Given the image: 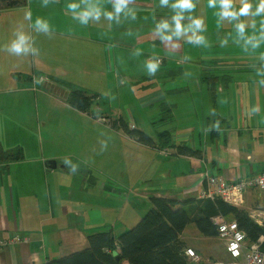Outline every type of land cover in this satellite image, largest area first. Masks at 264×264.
Returning a JSON list of instances; mask_svg holds the SVG:
<instances>
[{
    "label": "crops",
    "instance_id": "0c3cea01",
    "mask_svg": "<svg viewBox=\"0 0 264 264\" xmlns=\"http://www.w3.org/2000/svg\"><path fill=\"white\" fill-rule=\"evenodd\" d=\"M58 1L61 7H54V11L49 7L43 8L40 2L29 0L28 3L27 0H20L17 6H5L10 9L20 6L26 8L31 7L33 2L35 21L37 18L43 20V10L50 11L45 20L51 35L47 39L36 36L38 53L33 55L42 57V42L44 56V49L47 47L49 52L55 50L54 58L67 60L75 66L83 65L94 80V89L100 78L103 84L108 80L111 90L127 86L136 78L150 79L144 81L145 85L135 87L140 90L138 94L156 90L150 92V102L142 104L141 111L157 102L172 105L166 102L167 97L169 94H177L182 99L172 105L173 120L166 123L171 143L182 144L201 152L200 158L175 156V149L148 148L129 139L121 130H115L123 134L129 149L137 152L135 158L143 163L134 167V181L140 186L133 190V186L115 179V183L108 181L111 190L118 189L121 193L125 187L130 192L134 191L145 211L150 207L149 198L152 196L175 201L199 199L202 189L206 188V185L199 186V182L206 174L234 183L239 179L254 178L264 171V40L260 39L259 31L260 20L264 17H255L256 28L249 25L245 35L240 37L234 28L235 21L230 23L215 15L219 11L218 6L210 8L208 0H193L195 8L192 12L185 13L186 18L182 24L187 26L191 23L187 19L188 15L202 19L203 31L197 34L204 36V42H188L191 32L181 37L173 36L171 42H162L159 35L155 34L156 25L167 20L170 24L167 34L170 35L174 28L171 17L175 13L170 7H162L160 0H132L119 17L111 21L103 14L98 21L89 17L86 25L80 23L76 13L93 8L113 12L114 0ZM249 2L253 9L258 4V0ZM69 4H76L78 7L73 10L68 8ZM234 7L237 10L241 7L239 0H234ZM130 11L135 18L127 14ZM59 14L66 15L68 24L65 27L57 23ZM240 19L250 23L253 18ZM251 36L256 39L249 42ZM254 43L257 44L255 48ZM173 44L178 47H173ZM128 52L132 53L133 58L137 57L134 65L139 74L134 73V70L129 71L132 60L130 57L128 64L123 62L122 57L126 55L123 53ZM149 61L159 62L154 75L148 74ZM26 79L30 81L31 77L27 76ZM157 79L160 87L153 84ZM172 80L177 82L172 83ZM143 87L146 88L141 90ZM74 89L94 96L93 103L96 101L97 105L99 98L105 95L104 90L88 92L79 87ZM20 92L26 93L24 89ZM72 109L94 122L100 119L106 123L101 118H92ZM91 110L99 116L107 115L99 111V106L96 109L91 107ZM124 121L139 129L136 124L126 119ZM156 121L149 120L148 125L139 130L150 136L147 129H152V123ZM154 138L156 140V134ZM42 142L41 139L38 151L32 154H26L23 147L21 161L6 163L0 159V239L16 236L20 239L15 245L0 249V264H43L60 255L81 251L87 246V235L107 227H111L110 231H113V224H116V221L109 224V220L100 216L101 209H111V206L108 208L105 204L93 202L97 201L96 197L105 201L104 187L98 194L94 193V188H100L105 182L102 183L96 177L88 179L95 171L100 172L99 175L104 179L108 177L102 172L103 163L90 164L87 162L88 156H82L78 151L69 152L68 141L44 139L46 148H43ZM88 153L90 154V150ZM81 170L83 178L78 191L81 194L93 193L95 197L92 201H74V190L70 186L69 177L71 173ZM127 199L124 197L126 207ZM63 200L66 202L63 203ZM173 208L179 212L186 227L189 223L181 205L176 204ZM133 209L132 205L125 210V214H133ZM94 210V215L90 216L92 219L85 221L84 216ZM241 210L257 225L264 226V190L253 187L245 189ZM118 218H121V213ZM118 221L121 222L120 219ZM135 221L136 216L127 224L121 222L123 229L127 230ZM207 239L210 238L199 234L196 237L197 245L184 241L187 248L193 249L199 256V262L192 264H214L208 258L203 263L204 258L199 253L200 246H205L204 240ZM246 243L250 244L247 240ZM224 246L225 244L223 248ZM225 260L227 255L224 252L220 261Z\"/></svg>",
    "mask_w": 264,
    "mask_h": 264
},
{
    "label": "rangeland",
    "instance_id": "374dc122",
    "mask_svg": "<svg viewBox=\"0 0 264 264\" xmlns=\"http://www.w3.org/2000/svg\"><path fill=\"white\" fill-rule=\"evenodd\" d=\"M40 2L43 8L49 7L51 10H56L54 7H61L58 0H29ZM28 3V0H27ZM31 7L10 9L8 7L0 8V146L4 149L14 150L21 148L26 154H32L34 151H38L39 143L42 139L43 148H46L44 139H60L61 142L68 141V145L71 147L69 152H80L83 155L88 156L87 162L90 164L97 162L103 163L102 172L105 174V179L100 172L95 171L90 177L100 178L104 183L100 188L95 187L94 193L98 194L101 188L105 190V201L97 199L93 201L97 204H105L107 207L113 209H101L100 216L109 220V224H113V231L115 236H118L123 232L122 223L127 224L131 222L136 216V222L147 212L143 211V204L135 197V192L128 189L111 190L108 181L115 183V179H121V181L129 186H133V190L140 186L136 180L134 181L135 169L134 167L140 166L143 161L136 159L135 151H131L127 146L126 138L120 131H113L102 120L94 122L79 114L65 103L64 98L69 89L83 88L88 92H97V90H104V96H101L93 103V109L99 106V111L110 115L115 119L121 115L124 120L136 124L140 127L147 126L149 120L155 121L162 118L160 114V104L157 102L152 106L147 107L146 110L141 111V105L150 102V92L138 94L136 86L145 85L141 78L132 80L127 86H123L119 89H110L108 86V80L106 83H102L100 78L98 80V86L94 89L93 78L86 72L83 65H73L67 60L60 58H54L53 52L46 47L43 51L42 42L40 44V51L42 57H35L32 53L26 56H16L4 51L6 45H10L11 41L15 38L14 33L18 28L23 26V31L32 37V47L36 49V36L45 37L48 35L43 32H37L33 28L35 23L34 8ZM31 13V20L26 19V14ZM50 11L43 10V20ZM57 23L65 27L66 15L59 14ZM57 35L55 34V37ZM53 37V35H52ZM126 54V55H125ZM125 55V56H123ZM123 62L128 64V58L130 57L131 64H129V71L134 70V73L139 74L136 69L134 61H137V57H132V53H123ZM161 65V64H160ZM27 76L31 77V80L26 79ZM130 76V75H129ZM43 77L42 82H37L34 78ZM132 79V76L130 77ZM143 81V82H141ZM153 84L160 87L158 79L154 80ZM176 80H172V83H176ZM133 85V86H132ZM70 86V87H69ZM143 87L141 90L145 89ZM21 89H24L26 93H21ZM160 90V88H159ZM158 91V89H157ZM159 92V91H158ZM37 96V97H36ZM66 99V98H65ZM182 98L177 94H169L167 97V103L177 104L178 100ZM166 125H160L155 130L160 131L163 128L166 129ZM150 136L154 138V130L147 129ZM90 150V154L88 151ZM77 167V165L75 166ZM97 172V173H96ZM83 176L82 170L78 173H71L69 180L70 186L73 188L74 201L77 199L92 201L95 197L93 193L81 194L78 191L80 181ZM147 185V184H145ZM129 194V197H126ZM121 196V197H120ZM124 197L127 199V206H124ZM134 198V199H132ZM63 203L66 201L63 200ZM76 203V202H74ZM134 207L133 214L126 215L125 210ZM124 206V208H121ZM109 208V207H108ZM121 209V210H120ZM121 213V218L118 215ZM139 211L141 215L137 212ZM95 210L91 213H87L84 216V220L92 219L90 216L94 215ZM138 216V218H137ZM117 219V220H116ZM120 219L119 222L118 220ZM67 224V223H66ZM127 227V229H130ZM99 232L110 231L111 227L106 229H100ZM199 232L191 225L187 224L184 231L181 234L183 241L190 245H197ZM200 237V236H199ZM14 238V237H13ZM12 239V238H11ZM10 240V239H1ZM205 246H200L199 253L203 256L202 262L208 258L214 264L220 261L224 252V241L218 237L204 240ZM87 247V246H86ZM85 247V248H86ZM82 250V249H81ZM64 255H60L56 258H60ZM206 262V261H205ZM206 264V263H205Z\"/></svg>",
    "mask_w": 264,
    "mask_h": 264
},
{
    "label": "trees",
    "instance_id": "16d2710c",
    "mask_svg": "<svg viewBox=\"0 0 264 264\" xmlns=\"http://www.w3.org/2000/svg\"><path fill=\"white\" fill-rule=\"evenodd\" d=\"M94 96L82 90L72 89L66 97V103L77 111L92 118H101L110 129L121 130L129 139L148 148L160 150L175 149V156L200 158L201 152L188 146L171 143L170 133L163 129L156 131L158 125H166L173 120L172 105L160 104V120L152 123L156 140L145 132L131 129L122 116L113 119L91 110ZM0 159L18 162L23 159L20 148L7 152L0 146ZM150 207L138 222L130 229L115 236L111 231L96 232L87 235V247L43 264H192L185 255L187 246L181 239L185 229L179 212L173 207L181 205V210L189 224L194 225L205 238L217 237L216 226L211 218L219 215L229 221H235L240 231L245 233L248 243L257 242L264 236V226L257 225L249 215L219 198H199L196 200L175 201L164 197L149 198ZM180 202V203H178ZM263 249L264 244H261ZM201 264V263H200Z\"/></svg>",
    "mask_w": 264,
    "mask_h": 264
},
{
    "label": "clouds",
    "instance_id": "9594fccd",
    "mask_svg": "<svg viewBox=\"0 0 264 264\" xmlns=\"http://www.w3.org/2000/svg\"><path fill=\"white\" fill-rule=\"evenodd\" d=\"M112 2V0H110ZM132 2V0H114L113 12H102L99 8H93L86 11H81L76 13L79 17L80 23L86 25L88 23L89 17H92L96 21H98L103 14L106 19L111 21L115 17H119L120 13L123 12L127 5ZM241 7L237 10L234 7V0H208V6L210 8L219 7V11L215 13L219 17L220 20L227 19L230 23L235 21L234 28L237 32V35L243 37L246 33V28L249 25L255 29L256 21L255 17H264V0H258V4L253 9L252 3L249 0H239ZM47 0H45V4ZM160 5L162 7H170L175 13L171 19L174 23V28L171 31V34H167V31L170 28V24L167 20H163L157 23L155 28V34L159 35L162 42H171L173 36L181 37L186 35L188 32H191L192 35L188 36V42L200 44L203 43L205 38L202 35H198L197 33L203 31V20L199 18H194L191 15L187 16V19L191 21L190 24L184 26L182 21L186 18L185 13H190L194 10L195 4L193 0H160ZM78 5L69 4L68 8L76 9ZM127 14H131L133 18H135L134 13L131 11ZM241 17H252L253 19L249 23L248 21L241 20ZM26 19L31 20V13L26 14ZM219 24V21H218ZM33 28L37 32H43L45 34L50 33L49 25L46 21L37 18ZM260 39L264 40V19L260 20ZM14 39L11 41L10 45H6L4 47V51H7L10 54L16 56H26L29 53L37 54L38 49L32 47V37L26 34L23 31V26L18 28L14 33ZM255 36L249 37V42L255 40ZM173 47H178V45L173 44ZM257 46L256 43L253 44L255 48ZM139 54V52H137ZM159 67V62H147V70L149 75H154ZM43 77L34 78L37 82H42ZM64 162V161H63Z\"/></svg>",
    "mask_w": 264,
    "mask_h": 264
},
{
    "label": "built area",
    "instance_id": "2783aa9c",
    "mask_svg": "<svg viewBox=\"0 0 264 264\" xmlns=\"http://www.w3.org/2000/svg\"><path fill=\"white\" fill-rule=\"evenodd\" d=\"M130 127L134 128L133 125ZM203 177L199 186L206 185V188L202 189L200 198H219L237 209L243 208V191L245 189L253 187L264 190V171L254 178L239 179L234 183L208 174ZM211 221L216 226L217 237L224 241L227 255V260L215 264H264V251L260 247L261 244H264V236L259 237L257 242L247 244L245 233L238 229L235 221L226 220L219 215L211 218ZM18 242L20 239L17 236L10 240L0 239V249L11 247ZM185 255L191 263H198L200 260L197 253L191 248L185 250Z\"/></svg>",
    "mask_w": 264,
    "mask_h": 264
},
{
    "label": "flooded vegetation",
    "instance_id": "af4514ba",
    "mask_svg": "<svg viewBox=\"0 0 264 264\" xmlns=\"http://www.w3.org/2000/svg\"><path fill=\"white\" fill-rule=\"evenodd\" d=\"M13 1H16V0H0V6L1 8L7 6V3H11Z\"/></svg>",
    "mask_w": 264,
    "mask_h": 264
},
{
    "label": "water",
    "instance_id": "95a60500",
    "mask_svg": "<svg viewBox=\"0 0 264 264\" xmlns=\"http://www.w3.org/2000/svg\"><path fill=\"white\" fill-rule=\"evenodd\" d=\"M19 4H20V0H16V1H13L11 3H7V6L8 7H13V6H17ZM0 8H1V6H0Z\"/></svg>",
    "mask_w": 264,
    "mask_h": 264
}]
</instances>
